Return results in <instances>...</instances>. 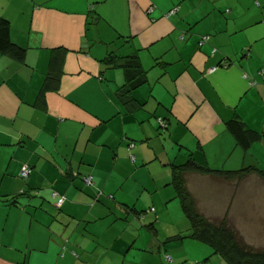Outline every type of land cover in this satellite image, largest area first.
<instances>
[{"label":"crops","instance_id":"crops-1","mask_svg":"<svg viewBox=\"0 0 264 264\" xmlns=\"http://www.w3.org/2000/svg\"><path fill=\"white\" fill-rule=\"evenodd\" d=\"M91 5L102 20L88 29ZM0 18L25 49L20 62L0 54V264L192 261L206 244L179 239L191 223L171 164L264 170V0H0ZM58 48L68 50L59 89L42 95ZM111 50L147 72L132 93L142 109L120 103L124 71L103 61ZM233 118L261 135L247 150ZM215 179L186 175L198 213L213 219L199 193ZM257 180H218L231 190L226 215L255 211L245 189Z\"/></svg>","mask_w":264,"mask_h":264},{"label":"trees","instance_id":"trees-1","mask_svg":"<svg viewBox=\"0 0 264 264\" xmlns=\"http://www.w3.org/2000/svg\"><path fill=\"white\" fill-rule=\"evenodd\" d=\"M101 20L102 18L98 11L91 5L87 14L88 29L90 26H96ZM10 30L9 21L5 18H0V54L10 55L19 62L23 61L25 49L18 47L12 42ZM56 51L60 54V57L58 56L59 64L55 67L56 61L54 60L51 62V73L47 75L44 84H42L41 93L45 90L53 91L59 89L60 79L63 74L64 57L68 50L65 48H58ZM247 53L248 51H246V54ZM103 61L105 64L109 65L110 68H121L124 71L125 82L118 88L116 95L126 111L132 113L140 108L142 109L144 105L139 103L132 96L133 91L147 83L148 79L146 76L147 72L141 68L138 56L130 55L122 57L118 56L115 50H111ZM260 72L262 71L260 70ZM43 94L44 93H42V95ZM159 121L158 122L164 126L163 128H168L165 119L159 118ZM227 128L234 136L237 145L243 150H247L252 143L259 141L261 138L260 134L248 129L245 124L237 118L229 120L227 122ZM133 148L134 144H131L129 146L130 151H132ZM131 161H135L134 154L131 156ZM25 167L29 171V174L25 178H28L31 170L28 165H25L24 168ZM23 169L20 174L21 178H24L22 176ZM171 171V184L175 187L177 192L176 198L180 200L181 208L191 223L190 234L179 236V239L185 240L189 238L210 246L214 254L219 255L227 264H264V248H258L248 244L240 231L227 219V216L213 220L200 215L196 209L195 201L186 186V175L192 172L201 175H213L216 178L229 182L241 181L244 177L251 174L256 175L264 181V170L256 166H248L235 171L213 170L195 162L193 159H188L184 164H171ZM87 178L89 177L84 179L85 184ZM4 202L16 205L18 201L14 198L11 200H4Z\"/></svg>","mask_w":264,"mask_h":264},{"label":"rangeland","instance_id":"rangeland-1","mask_svg":"<svg viewBox=\"0 0 264 264\" xmlns=\"http://www.w3.org/2000/svg\"><path fill=\"white\" fill-rule=\"evenodd\" d=\"M233 160L235 157L233 156ZM217 186L221 185L218 181L220 179H215ZM264 182L257 180V182L251 186H247L245 191L249 197L254 196V209L255 211L252 214H236L233 215L232 211H228L231 214L226 215L227 209L225 208L227 200L231 195L230 188L223 189L222 187H217L215 185H208L199 193V197L205 198V201H202L204 215L208 214V209L211 211V214L214 215V218L221 219L227 216V219L234 224V226L240 231L244 240L255 247L264 246ZM243 187V185L241 186ZM203 193V195H202ZM251 197V198H252ZM223 211L225 215L223 214ZM203 216V215H202ZM210 216V215H209ZM208 218L207 216H203ZM209 219V218H208ZM213 219V218H210ZM214 220V219H213ZM248 220V221H246ZM178 221H174V224H177ZM194 247V245H192ZM205 248V249H202ZM192 261H189L186 264H227L219 255L214 254L213 249L205 245V247L197 248L194 247V250L190 251ZM165 264H170L168 256L165 258Z\"/></svg>","mask_w":264,"mask_h":264},{"label":"built area","instance_id":"built-area-1","mask_svg":"<svg viewBox=\"0 0 264 264\" xmlns=\"http://www.w3.org/2000/svg\"><path fill=\"white\" fill-rule=\"evenodd\" d=\"M215 70H216L215 68H212L210 71H211V72H214ZM28 174H29V171H28V169L25 167V168L23 169V171H22V176L25 178V177H27ZM85 181H86V184H88V185H92V177L87 178ZM52 197H53V199H56L57 197H59V195H58L57 193H53V194H52ZM62 203H63V197H59V201H58L57 205H58V206H61ZM168 260L171 261V258L168 257ZM195 264H196V263H195Z\"/></svg>","mask_w":264,"mask_h":264},{"label":"clouds","instance_id":"clouds-1","mask_svg":"<svg viewBox=\"0 0 264 264\" xmlns=\"http://www.w3.org/2000/svg\"><path fill=\"white\" fill-rule=\"evenodd\" d=\"M171 258V257H170ZM195 264V263H194ZM196 264H198V263H196Z\"/></svg>","mask_w":264,"mask_h":264}]
</instances>
